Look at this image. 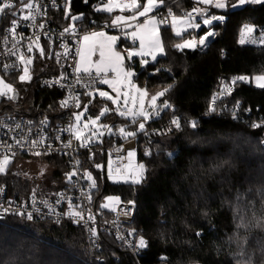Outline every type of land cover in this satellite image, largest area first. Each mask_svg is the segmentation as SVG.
<instances>
[{"label":"trees","instance_id":"obj_1","mask_svg":"<svg viewBox=\"0 0 264 264\" xmlns=\"http://www.w3.org/2000/svg\"><path fill=\"white\" fill-rule=\"evenodd\" d=\"M103 1L71 0L65 8L67 15L65 9L53 14L61 27L98 30L114 16L96 10ZM165 2L175 14H188L196 5L191 0ZM199 7L209 8L204 18L223 19L207 25L200 19L199 27L179 36L169 25L161 26L164 54L137 69L135 75L149 93L168 88L156 105L166 101L170 106L145 122L143 131L138 130V119L134 123L133 118L119 117L116 111L102 118L114 128L125 124L126 130L136 133L128 139L136 138V164L144 166L140 183L110 181L107 152L83 158V171L95 181L96 202L116 196L134 205L133 224L141 227L148 239L144 253L136 260L114 237L103 234L96 237L98 247L91 250L84 232L74 224L16 217L0 222V264H160L161 254L167 255L168 264H246L249 257L251 264H264V88L253 84L254 77L264 76V44L239 42L244 24L252 25L257 34L264 31V3L222 10ZM74 16L79 19L73 20ZM212 29L214 39L205 48L177 47ZM50 63L54 67L53 59ZM42 64L36 56L33 76L27 84L14 81L15 88L18 93H28L22 95L21 103L32 98V113L48 114L51 122L64 121L70 112L69 104L61 106L67 101L64 92L37 86L40 76L54 72L52 66ZM240 76L248 80H236L225 103L242 110L245 121L230 113H210L219 83L226 80L232 84L231 79ZM89 92L82 95L76 112L85 105L90 114L99 112L102 101ZM174 119L179 128L172 123ZM256 120L263 124L253 128ZM118 137L125 136L105 133L100 144L111 145ZM18 158L42 160L55 172L38 184L32 182L29 172L11 165L0 176L11 192L50 195L65 184L69 163L63 156L20 154Z\"/></svg>","mask_w":264,"mask_h":264},{"label":"built area","instance_id":"obj_2","mask_svg":"<svg viewBox=\"0 0 264 264\" xmlns=\"http://www.w3.org/2000/svg\"><path fill=\"white\" fill-rule=\"evenodd\" d=\"M5 2L12 3L13 7L0 14V81L5 84L14 83L11 76L19 74L24 67H27L31 75L34 74L33 63L36 56L42 59V66L49 68L52 66L50 59H53L55 65L52 66V69L54 72L40 76L37 86L44 90L63 91L70 112L66 120L51 122L48 114L37 116L32 113L30 105L22 106L20 93H18L17 99L8 98L13 96V92H8L7 96L0 97V160H3L5 156L9 158L6 173L11 165L16 168L20 154L30 156L59 155L68 161L69 171L65 184L50 195L33 192L17 194L11 192L7 183L0 182V222L16 217L29 220L27 215L30 213L33 217L31 220L71 223L84 232L91 250L98 247L96 237L103 234L114 237L137 260L147 248L148 239L144 236L143 229L133 224L134 205L119 200L110 210L101 208L100 203L104 199L96 202L95 187H92V183L87 179L82 169L84 156L90 159L95 155V152L103 151L109 155L107 168L109 173L121 177L127 175L126 181H134L135 174L133 171L127 172V163L128 153L136 149V138L118 137L111 145L88 143L85 147H81L83 138L78 141L75 139L74 133L68 131L70 127H74L76 134L81 136L73 120L78 108L77 101L80 103L83 94L101 84L99 79L95 78L94 71H92L91 77L81 72L79 75L82 78L77 83L78 74L75 72V67L79 58V41L84 31L70 27L67 28L69 31L65 32L66 28L60 26L53 14L67 8L71 0H0V4ZM29 2L33 5L31 10L25 7ZM198 9L199 11L189 12L191 13L190 23L193 25H197L202 17L208 15V7H199ZM12 12H16L18 15L14 17ZM25 15H30L33 18L25 21L23 20ZM209 18L219 21L212 17ZM14 19L18 26L13 35L9 29L12 27ZM91 23H96V20L91 19ZM122 26H114L109 23L100 29L121 32ZM187 27L188 29L196 28L195 26L189 27V23ZM208 32H212L214 35L207 38L206 46L215 36L213 29ZM207 33L199 38L192 36L190 40L197 47L205 48L206 46L199 45V41L201 37H206ZM29 47H31V51H29ZM42 50L43 54H41ZM21 56L32 62L30 64L22 63ZM5 67H8L7 71H5ZM231 80H235V78ZM54 81L57 83L53 84ZM234 84L233 82L230 84L226 80L219 83L218 90L211 99V107L215 108L212 114L228 115L227 113H230L236 119L245 121L241 116L243 115L240 112L242 110L233 106L228 107L225 103L227 94L234 90ZM0 90L7 92V89H3L2 84H0ZM22 109H25L26 112H22ZM245 115H248V111L245 112ZM253 122V124H263L258 120ZM41 140H43L42 143ZM33 141L36 142L35 146H33ZM66 144H70V146L65 147ZM36 152L41 154L35 155ZM73 172L76 175L72 176L69 181L68 175ZM141 172L142 170L137 167L136 178ZM5 173H0V176ZM5 209H8L6 214ZM69 212L79 213L80 216L70 217ZM16 213H23V215ZM89 216L93 219H89ZM91 229L95 230V235L92 234ZM141 239L146 244L143 248L138 246ZM159 261L160 264H168L167 255L161 254Z\"/></svg>","mask_w":264,"mask_h":264},{"label":"snow or ice","instance_id":"obj_3","mask_svg":"<svg viewBox=\"0 0 264 264\" xmlns=\"http://www.w3.org/2000/svg\"><path fill=\"white\" fill-rule=\"evenodd\" d=\"M199 3L201 4H205V5H211L217 9H224L226 7H228L227 4V0H198ZM163 3V0H147L146 3H144L143 5L140 4L139 0H109L108 4L105 5L103 8H97V11H105L108 13H111L113 11L114 8H119L122 12L125 10H128L130 12H132V15L128 16V17H124V16H116L113 20H112V24L114 26H118L120 22L122 21H134L137 19L138 16H146L149 12H151L154 8H157L160 4ZM247 3H264V0H238V3L235 5H232L233 8H237V7H242ZM13 7V4L10 2H5L3 4H0V14H3L5 12L6 9H11ZM26 8H28L29 10L32 9L33 5L32 3H28L25 5ZM143 8L142 11H137V9L139 8ZM193 11H199V9H194ZM66 15L68 12V9H65ZM14 17L17 16L18 14L16 12H12L11 13ZM171 14V13H170ZM31 17L30 15H25L23 17V20L27 21L29 20ZM73 20H77L79 19V17H72ZM212 19H223V17H212ZM191 21V13L188 14V21H183L181 20V23L184 22H188L189 23V27H199V25H193L190 23ZM178 22V18L175 16H172V27L175 30L176 28V24ZM212 21L209 19H204L203 23L205 25L210 24ZM157 21L155 20V18H149L146 19L144 21L143 24H140L137 26V31H133L130 35L132 36L133 39H137L139 38L140 40V46H141V51L137 52V51H129L128 53V58L131 59L132 57L135 56H141V64L142 65H146L149 63L148 60L143 59V57L147 56V55H151L152 60L155 61L157 59V55H163L164 54V47L163 44L159 38L158 35V31L155 29V25H156ZM17 23L16 20L14 19L12 21V27L9 29L10 32L13 33V35L16 32V28H17ZM130 26V25H129ZM149 26H153V27H149ZM41 27H43V25H41ZM65 32H68L69 29H65ZM254 31L253 27L245 25L244 29L242 30V37L247 34V33H252ZM144 33V34H141ZM145 35H147L148 40V48L149 51H144L145 48ZM176 35H181V32L177 31ZM214 33L212 32H208L206 37H201L200 41H199V45L200 46H206L207 43V38L213 36ZM95 37H104L105 39L103 41H96L94 38ZM83 41L88 42L91 41V43H89L87 45V51L85 50H80L79 51V55H80V60L76 63V67H75V72L78 74L77 75V83H79L80 79L82 78L79 74L81 72H83V74L88 75L89 77L92 76V69H95V78L99 79V83L101 84H108L110 87L113 88L114 91L117 92V98H113L111 97L107 92L105 91H99V96L108 100H112L113 104L117 103V100L120 97V94L122 92V90L124 88H128L129 91L128 92H124L123 93V97H124V102H125V106L128 103V99L129 97H131L132 100V104L133 107L130 108H126V111H122L119 108L116 109L117 113L120 116H125V117H132L133 118V122L135 123L136 117H140L142 118V120L144 122H140L139 123V127L138 130L139 131H143L145 128V122H147L149 119H151L154 115H159L160 112V108L156 105V101L158 100L159 97L164 96L165 93L169 90L168 88L164 89L161 92H158L157 94L151 96L150 101L148 102L147 106L145 105V97L148 96V93L146 90L140 89L138 88L135 84L132 83V77L135 75L134 72L130 71V70H125L123 67V60L124 58L120 55L119 52H115L113 51V45L115 44L117 37L115 36H107L105 35L104 32H94L91 35H85L83 36ZM261 40L264 41V36L261 37ZM240 43L243 44L245 43V40L242 38L240 40ZM196 45L191 42V41H186L183 45H177L178 48H189V47H195ZM99 49V60L93 61L92 60V55L96 52V50ZM31 47H29V51H31ZM41 54H43V50L41 51ZM20 61L22 63L25 64H30L32 61L31 60H25L23 56L20 57ZM8 70V67H5V71ZM159 71V70H157ZM109 72L112 73H116L117 77H122V79H118L117 81H113L112 79L108 78ZM20 81H24L26 79L30 80L31 77L28 75V69L27 67L24 68V74L21 75L19 77ZM61 79H63V77H61ZM236 80L239 81H247L248 78L245 76H240L235 78V80L233 81V83L236 82ZM256 80V86L259 88H264V76H257L255 77ZM57 83V81H54L53 84ZM0 84H2L3 89H7V92L0 90V97H4L7 96L8 92H13V89L11 88L10 85L3 83V81H0ZM119 84V87H117V85ZM171 86H169L170 88ZM134 90V91H132ZM14 93L13 96L8 97L9 99H13L14 98ZM137 100L139 101V106L136 107L137 104ZM68 104V101H62L61 102V106L62 107H66ZM77 107H80L79 102L77 101L76 104ZM170 105L165 101L163 104L164 108L169 107ZM85 108H87V105H85ZM215 111L214 107H210L209 108V112H213ZM107 112H109V108L105 107L101 113L100 116H97L96 119L91 120V123L93 125H95L97 123V121L100 119L101 116H103L104 114H106ZM81 118V114H77L75 116L76 121H80ZM235 118V117H234ZM172 123L179 128L180 127V123L177 119H174L172 121ZM196 124L193 123L192 127H195ZM260 124H253L252 127L253 128H257L260 127ZM102 128H106L108 129L109 132H111V129L108 128L107 125H101ZM68 131H71L74 133L75 135V139L78 141L82 140V137L79 134H76V130L74 127H70L68 129ZM120 134L122 136L125 137H131L136 135L135 132H127L124 128L119 129ZM95 135V133H94ZM100 135H103V133L101 132ZM41 143L43 142V140L40 141ZM91 140H82L80 146L81 147H85L88 143H90ZM35 141H33V146H35ZM262 143H264V141H262ZM70 144H66L65 147H69ZM50 147V146H49ZM35 155H40L41 153L36 152L34 153ZM128 155L131 157L134 155V152L130 151L128 153ZM169 156L171 157L172 154L169 153ZM9 163V158L7 156L4 157L3 160H0V173H5L6 171V167ZM79 163V162H77ZM140 169H143V165L139 166ZM76 175L75 172L71 173L68 175V179L69 181L71 180L72 176ZM87 179L92 181V187H95V181L92 179L91 175H88L87 173L85 174ZM109 178L111 179V172L109 173ZM142 179V172L141 174L134 179V183H140ZM71 207V206H70ZM102 207H108V205H102ZM5 214L8 212V209L4 210ZM17 215H23V213H16ZM68 215L70 217H75V216H80L79 213H72L69 212ZM33 217L32 215L29 213L27 215V219L31 220ZM81 219H83V217H81ZM89 219H93V217L89 216ZM90 231H92V234L95 235V230L91 229ZM197 235L199 236L200 233L198 232ZM140 248H143L146 246L145 241L143 239H141L139 241V245ZM246 264H251V258L249 257L248 261L246 262Z\"/></svg>","mask_w":264,"mask_h":264},{"label":"rangeland","instance_id":"obj_4","mask_svg":"<svg viewBox=\"0 0 264 264\" xmlns=\"http://www.w3.org/2000/svg\"><path fill=\"white\" fill-rule=\"evenodd\" d=\"M191 1H193L196 4L194 9H198L200 5H202V6H211V5L201 4V3L198 2V0H191ZM229 1L230 0H227L228 7L224 8V9H236V8H233L232 5L237 4L238 0H233V2H229ZM108 2H109V0H104L103 3H101V4H99L97 6V8H103L105 5L108 4ZM139 2H140L141 5H143L144 3L147 2V0H143V1L139 0ZM164 7H165V11H163ZM213 8H215V7H213ZM237 8H239V7H237ZM215 9L216 10H222V9H217V8H215ZM142 10H143L142 7L137 9V11H142ZM106 13H108V12H106ZM111 13L114 14L113 18H111V21H110L111 25H113L112 24V20L116 16L128 17V16L132 15V12H130L128 10H125V11L122 12L119 8H114ZM172 16H175V17L178 18V22L176 24L175 30L172 27ZM74 17H79V16H74ZM149 18H155V20L157 21V23H156V25L154 27L158 31V35H159L160 40H161V35H160V27L161 26L169 25L171 27L172 31L175 34H176L177 31H179V32H181V35H182L186 31L184 29V26H183L184 23L180 22L181 20H183V21L188 20L185 17V14H175V13H173L172 10L169 7L166 6L165 0H163L162 4H160L157 8H154L146 16H138L137 19L134 20V21H122V22H120L119 25H123L121 27V29H122L121 32L107 31V30H101V29H98V30L90 29V30L84 31L82 36H81V38H80V41H79L80 42L79 51L80 50L87 51V45L89 43H91V41H88V42L83 41L82 38L85 35H91L94 32H104L106 37L107 36H115V37H117V40H116L115 44L113 45V51L119 52L120 55L124 58V60H123L124 69L125 70H130V71L134 72L135 75H136L137 74V69L138 70H142V69H144L147 66V64L146 65H142L141 64V59H142L141 56H135V57H132L131 59L128 58L129 51H137V52L141 51L139 38L133 39L130 34L133 31H137V26L140 25V24H143L144 21L146 19H149ZM204 19H206V18L202 17V22L204 21ZM74 25L75 24L72 22V26H74ZM245 25L253 27L250 24H244L243 27H242V30L244 29ZM149 27L151 28L153 26H149ZM253 29H254V27H253ZM141 34H144V33H141ZM262 36H264V31L259 33V34H257L255 32V29H254V31L252 33H247V34H245L242 37V31H241V34H240V37H239V42L243 38L245 40V43H243V44H246V43H248V44H264V41L261 40ZM94 39L96 41H103L105 38L104 37H95ZM147 40H148V37H147V35H145V41L146 42H145L144 51H146V52L149 51ZM185 41H188V40L186 39ZM182 43H184V42H182ZM199 48H202V47H199ZM159 56H161V55L158 54L157 58ZM91 58H92L93 61L99 60V58H100L99 57V49L96 50V52L92 55ZM143 59H146L149 62H154L152 60L151 55H147V56L143 57ZM78 60H80V55H79ZM24 68L13 79L15 82H17V83L20 82V83H25V84H27L29 82L28 79H26L24 81H20V79H19V77L24 74ZM92 71L95 72V69L93 68ZM28 75L30 77L32 76L29 73V70H28ZM135 75L131 78L132 79V83L135 84L138 88L146 90L145 86L144 85H140L138 83V81L135 79ZM108 78L112 79L113 81H117L118 79H122V77H117L116 73H112V72H109V77ZM16 84L15 83H10L8 85H10L12 89H16L15 88ZM253 84L256 85L255 77L253 78ZM117 87H119V84L117 85ZM99 91H105L111 97H113L114 99L117 98V92L114 91L112 87H110L108 84H101L100 86H98L97 88H95V89H93L92 91L89 92V94L91 96H93V97L97 96L102 101V106H99V112L97 114H90L88 106H87V108H85V106H84L82 109L77 110V112L75 114V116L77 114H81L80 121H76V119H75V126L77 127L78 132L81 134V137L83 138V140H89L90 139L91 140L90 143H93V144L101 143L103 141V137H104L105 133L107 135H109V136L110 135L122 136L120 134L119 129H121V128L125 129V124L117 125V127L114 128L111 125H109L107 122L102 120V118L104 116L110 115L111 113H113V111H116L117 108H119L122 111H126V108L133 107L131 97H129L128 103L125 106L123 93L124 92H128L129 91L128 88H124L122 90V92L120 94V97L117 100L116 104H113L112 100H108V99L100 97L99 96ZM132 91H134V90H132ZM147 93H148V96L145 97V105L146 106H147L148 102L150 101L151 96L157 94L158 92L157 93H149V92H147ZM27 94L28 93L26 92V90L25 91L23 90L20 93V95H25L26 97L28 96ZM157 101H156V104H157ZM23 102L24 103L21 104L22 106L31 105L32 98L31 97L26 98V100H24ZM138 106H139V101L137 100L136 107H138ZM105 107L109 108V112H107L106 114L101 116L100 119L97 121V123L95 125H93L91 123V120H94V119H96L97 116H100L101 111ZM159 108H160V112H159V114H160L162 112V110L164 109L163 103H161V105H159ZM116 113H117V111H116ZM117 115L119 117H122V118L125 117V116H120L118 113H117ZM154 116H158V115H154ZM125 118L131 119L132 117H125ZM135 119L139 120L138 123L144 122L142 120V118H140V117H136ZM101 125H107L108 128L111 129V132H109L108 129H106V128H102ZM126 131L127 132H133L131 130H126ZM101 132L103 133V135H100ZM94 133H95V135H94ZM16 168L19 169V170H23L24 172H29V174L28 173L27 174L29 176L33 177V179H34L32 182H36L38 184H41L43 182V179L44 180L51 179L52 174L55 172V169H54L53 166H51L50 164H48V163H46V162H44L42 160H39V159L38 160L33 159V160H29V161L19 160V162L16 164ZM128 171H133L134 174H135V178L134 179H136L137 164H136L135 155H133L131 157L129 156L128 163H127V172ZM107 176H108V179L110 181H112V182H117V181L126 182V180H127V175L121 177V176H115V175L111 174L112 178L110 179L109 178V172H108ZM118 202H119V199L116 196H108V197H106L103 200L102 203H100V207L105 209V210H110V209H112L113 205L115 203H118ZM105 204L108 205V207H102V205H105Z\"/></svg>","mask_w":264,"mask_h":264},{"label":"crops","instance_id":"obj_5","mask_svg":"<svg viewBox=\"0 0 264 264\" xmlns=\"http://www.w3.org/2000/svg\"><path fill=\"white\" fill-rule=\"evenodd\" d=\"M185 17L188 19V14H185ZM185 21H188V20H185ZM187 24H188V22H184V29L185 30H187L188 29V27H187ZM188 41H191V40H189V39H187ZM186 41H184V43H185ZM192 42V41H191ZM184 43H182L181 45H183ZM190 48H193V47H190ZM79 61V60H78Z\"/></svg>","mask_w":264,"mask_h":264},{"label":"water","instance_id":"obj_6","mask_svg":"<svg viewBox=\"0 0 264 264\" xmlns=\"http://www.w3.org/2000/svg\"><path fill=\"white\" fill-rule=\"evenodd\" d=\"M13 93L15 94L14 95V99H17L18 98V91L17 90H14Z\"/></svg>","mask_w":264,"mask_h":264},{"label":"bare ground","instance_id":"obj_7","mask_svg":"<svg viewBox=\"0 0 264 264\" xmlns=\"http://www.w3.org/2000/svg\"><path fill=\"white\" fill-rule=\"evenodd\" d=\"M203 35V34H202ZM197 38V37H196Z\"/></svg>","mask_w":264,"mask_h":264}]
</instances>
